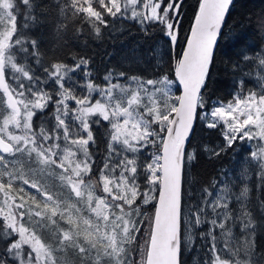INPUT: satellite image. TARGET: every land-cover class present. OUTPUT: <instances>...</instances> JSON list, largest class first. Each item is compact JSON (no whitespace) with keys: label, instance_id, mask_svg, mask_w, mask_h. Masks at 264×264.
<instances>
[{"label":"snow or ice","instance_id":"1","mask_svg":"<svg viewBox=\"0 0 264 264\" xmlns=\"http://www.w3.org/2000/svg\"><path fill=\"white\" fill-rule=\"evenodd\" d=\"M235 6L196 0L172 56L185 0H0V264H264V13L240 25L262 43L233 36L222 61L229 98L210 91ZM117 19L167 38V71L97 83L89 57L57 54ZM198 128L222 143L194 144ZM229 151L197 188L199 156Z\"/></svg>","mask_w":264,"mask_h":264},{"label":"trees","instance_id":"2","mask_svg":"<svg viewBox=\"0 0 264 264\" xmlns=\"http://www.w3.org/2000/svg\"><path fill=\"white\" fill-rule=\"evenodd\" d=\"M196 10V0H185L184 16L182 17V26L180 29L179 44L171 55L183 49L185 37L189 33L193 23L194 12ZM264 13V0H236V6L231 10V16L228 18V26L224 29L225 33H231L221 41L217 50V70L213 81L210 84V91L213 101L227 100L229 94L233 91L232 77L223 70V63L229 55H233L239 48L235 47L233 36H241L246 45L259 46L262 41L260 34L254 29L240 27L248 16H258ZM85 40L87 42L85 43ZM154 50L161 54V64H157V57L152 55ZM77 52L90 58V70L97 83H103V77L109 71L118 73L125 72L128 75L143 76L145 79L154 78L155 74L161 68L167 71L166 62L169 58L168 40L162 34L149 29L147 34L141 30V25L132 20H110L109 27L104 30L103 39L95 40L82 37L75 47L59 51L57 54L64 56L66 52ZM255 86V78L248 87ZM105 129L100 127L97 130L98 136L102 137ZM194 144L207 143L215 146L222 143V137L218 131L198 128ZM237 153L246 151L242 145H237ZM233 153L229 151L227 155L219 159H209L206 154H201L193 163L189 179L197 181L196 187L209 183L212 178L217 177L222 169L231 168L234 161ZM238 158V157H237ZM258 244L264 246V233L258 234ZM187 264H192L191 256H186ZM78 264V261L76 262Z\"/></svg>","mask_w":264,"mask_h":264},{"label":"rangeland","instance_id":"3","mask_svg":"<svg viewBox=\"0 0 264 264\" xmlns=\"http://www.w3.org/2000/svg\"><path fill=\"white\" fill-rule=\"evenodd\" d=\"M51 182L56 183L55 178H52ZM45 235L47 236V234H45ZM69 255H71V254H69Z\"/></svg>","mask_w":264,"mask_h":264},{"label":"water","instance_id":"4","mask_svg":"<svg viewBox=\"0 0 264 264\" xmlns=\"http://www.w3.org/2000/svg\"><path fill=\"white\" fill-rule=\"evenodd\" d=\"M166 38V37H165ZM167 39V38H166ZM175 49H173V51H174Z\"/></svg>","mask_w":264,"mask_h":264}]
</instances>
